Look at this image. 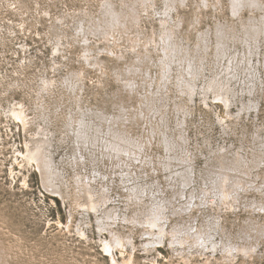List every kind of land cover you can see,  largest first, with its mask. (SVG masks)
<instances>
[{
  "label": "rangeland",
  "instance_id": "obj_1",
  "mask_svg": "<svg viewBox=\"0 0 264 264\" xmlns=\"http://www.w3.org/2000/svg\"><path fill=\"white\" fill-rule=\"evenodd\" d=\"M261 2L264 5V0ZM168 3L171 4V8H168L170 17L166 15ZM263 11L255 9L254 12L260 17L264 15ZM240 14L242 17L234 14L231 0H0V264H116L104 249L101 239L108 233L99 232L98 214L92 209L88 211L79 206L75 207L77 190L73 178H70L74 185L70 189L72 198L67 201L49 192L36 162L31 163L25 157L27 143L31 142L41 127H45L54 132L53 149L56 150V159L59 162L64 158L74 161L73 148L79 146L75 139L77 131L74 133L73 129L85 127L84 123L77 120L87 117L85 120L94 121V125L101 121L106 138L111 129V120L120 115L122 122L133 133L150 132L156 136L152 139L150 151L159 167L157 159L166 152L158 142L162 128L153 132L150 129L151 122L147 123V118L140 111L142 107L149 110L147 96L154 90L157 93L156 78L162 73L159 55L164 54L158 49L159 43H163L160 17L171 19L172 24L177 21V24L171 25L176 31L172 40L180 41L196 50V43L202 33L209 36L211 45L212 40L216 41L219 27L231 30L233 25L241 33L242 21L245 22L246 18L249 22L253 12L249 7H243ZM109 16L115 17V23L122 30L123 34H119L121 39L116 38L118 33H114V29L108 26ZM235 44L240 45L242 50L241 43ZM210 51L211 49L209 53ZM210 54L211 61L214 48ZM254 62L258 68L261 69L262 66L263 70L264 57L262 64L256 57ZM210 66L212 65H207L208 68ZM209 69L214 71L216 67ZM131 70H137V75H133ZM210 70L206 71L209 76L212 74ZM131 77H134L132 90L128 84ZM262 77L264 78V74ZM206 79L198 77V88L193 99L178 92L175 84L169 82L172 88L169 92L171 104L180 95L186 100L188 107L184 109V113H177L174 106L166 108L164 112L167 118L172 119L174 129L177 126V116L187 119L183 126L187 136L191 138V142L186 144H190L192 152H197L193 164L196 168L195 180L198 182L193 187L198 190L202 184L200 176L206 174L204 170L208 167L207 162L218 164L219 153L216 150L221 145H226L230 160H234L232 157L236 156L235 152L240 151L251 164L249 160L254 135H264V96L257 92L239 93L234 97L235 103L232 107L226 109L224 103L214 100L213 93L207 95V98L201 94V87L206 86ZM241 84L237 87L240 88ZM155 96L156 94L154 99ZM243 97L247 103L250 97L258 104L255 109L248 111L249 114L242 109L240 100ZM20 104L23 107H19ZM16 105L19 110H26L25 115L31 121L27 127L12 114L11 109ZM229 110L236 115L241 111L243 119L239 123L233 121L228 117ZM72 116L74 120L71 119ZM218 117H225L232 122L227 128L229 134L225 133ZM153 121L162 122L161 117L157 120L154 117ZM177 139L181 141L178 137ZM80 154L78 149L79 159L82 158ZM207 157L209 161H206ZM149 165L142 163L137 168L138 177L134 182L152 186L156 184V188L161 190L156 192L157 195L162 193L169 199H174L166 181L167 173L161 169L153 175L154 171ZM74 167L72 164L62 167L68 169L67 177L73 176L79 169ZM263 172V164L253 172L252 178L256 184H262ZM132 173L134 175L135 172ZM91 175L94 173L91 172ZM109 187L117 202L115 204H119L117 209L120 213L119 216L114 214L116 223L113 219L110 220L115 224L112 226L130 233L133 224L127 223L122 214L130 215L134 206H130L123 196L125 184L119 174H112ZM241 194V200L237 202L241 204L235 210L230 209L228 204H224L222 208L207 205L205 210L194 207L192 212L195 213V224L201 223L205 214L204 219L213 215L212 218L219 221L217 228L221 232L215 237L219 242L222 237L225 238V234L236 238L246 223L251 221L249 219H254L257 226L262 222L264 225V211L260 207L250 212L245 210L246 201L264 203V192L261 194L251 188L246 192L242 190ZM185 199L187 201L188 194ZM179 201L182 203L185 200L178 199L176 205H179ZM140 207L138 209H144L142 205ZM169 212L170 209L167 213ZM169 215L171 219L167 226L175 224L176 217L171 216V213ZM187 217L177 221L185 223ZM80 226L86 229V235H81L78 229ZM139 226L137 227L140 229L133 228L134 242L137 244L134 256L132 255L134 264H153L152 259L156 260L155 264H264V243L259 246L258 254L252 257L238 254L227 260L222 257L223 253L214 254L210 249L204 254L191 253V256L188 251L192 250L186 248L187 252L179 254L170 249L168 242L147 254L143 249L147 235H143L142 226ZM125 253L124 256L119 249L115 253L120 262L124 257L128 258V252ZM185 253L188 254V259Z\"/></svg>",
  "mask_w": 264,
  "mask_h": 264
},
{
  "label": "bare ground",
  "instance_id": "obj_2",
  "mask_svg": "<svg viewBox=\"0 0 264 264\" xmlns=\"http://www.w3.org/2000/svg\"><path fill=\"white\" fill-rule=\"evenodd\" d=\"M147 1L148 0H143V2ZM170 5L169 3L167 4V17L171 16L168 9L171 8ZM231 7L234 14L240 17H242L240 12L243 7H249L250 11L253 12V15L249 18V22L246 18L245 22L242 21V34L239 33L233 25H231V30L219 27L217 28L218 30L215 37L216 41L213 42L212 40L211 45L209 42L210 40H208L209 36L202 33L196 43V50H194V48H189L180 41L172 40L176 35V31L171 25L177 24V21L172 24L171 19L168 20L167 17H160L159 19L162 25L161 36L163 43H159L158 49L164 54H162L163 56H161V54L159 55L162 61V73L156 78L157 93H155L154 90L147 96L146 103L147 107H150L149 110L146 111L145 108L142 107L140 111V114L144 115V118H147V123L151 122L150 129H152L153 132H156V130L158 131L160 127L162 128L160 130L158 142L162 146L161 149L166 152L165 154H160L159 159H157L159 167L156 166V158L150 151L153 144L152 139L156 136L151 135L150 132L148 134L133 133L132 130H129L127 128L128 126L122 122L120 115L115 116L111 120V129L106 138L103 135L105 128H102L101 121L95 123L97 125H94V121L85 120L87 117L85 119H78L77 121L81 124L84 123L85 127L73 129L74 133L77 131L75 139L77 140L76 144L79 146L77 147L76 145V147L74 146L75 148H73V153L75 155L74 161L64 158L59 162L56 159V150L53 149L55 145L53 144L54 132L49 131L45 127H41L31 142L27 143L28 148L25 157L29 162H36L37 168L42 175L43 183L49 192L67 201L69 198H72V191L70 189L73 188L74 185L70 178H73L77 190L75 207L79 206L88 211L92 209L98 214L97 228L99 232L103 233L106 231V233L109 234V236L107 234L105 238L102 237L103 239H101L104 249L111 255L110 257L116 264H134L132 255L134 256L133 252L137 249V244L134 242L133 228L139 225L142 226L143 235H147L143 244V249L147 254L150 251L156 250L160 245H166L168 242L170 249L172 248L179 254L187 252L186 248L192 250V252H188L193 255L195 252L204 254L206 250L210 249L214 254L217 252L223 253L222 257L227 260L235 258L238 254L252 257L258 254L257 250L259 246L264 243L263 222L257 226L253 221L254 219H249L251 221L246 223L245 228L243 230L241 229L242 232H240L236 238L231 234H225V238L223 239L222 237V240L219 242L215 240L216 235L221 232L219 231V227L217 228L218 220H214V216L211 214V216L208 215V217L204 219L205 214L202 222L200 221L201 223L196 225L195 213H193L194 207L205 210L207 205L208 207L216 205L217 208H222L224 204H228L230 209L235 210V208H238L241 204L237 202L241 200L240 196L242 195V190L246 192L251 188H255L256 192L259 191L261 194L264 192V172L263 175H261L263 185L259 183L256 184L253 179V172L262 164L264 165V135H258V133L254 135L253 146L251 145L252 153H250L251 158L249 160L250 163L252 162L251 164L248 163V160L240 151L235 152L236 156L232 157L234 160H230L231 158L227 157L229 151L226 145H221L219 149L225 152L222 153L219 149L216 150V152L219 153L217 156L218 164L207 162L208 167L204 170L207 175L204 173L205 175L200 176L202 184L199 186L198 183L199 188L201 187V189L198 190V188L193 187L195 186L194 184L198 182L195 180L196 168L193 164V161H195L197 157V152H192L190 144H186V142H191V138L189 135L187 136L185 126H183L187 123V119L177 116V126L176 129H174L172 128V119L167 118L164 114L165 109L171 106L176 107L177 113H180V111L184 113V109L188 107L186 100L184 101L183 96L180 95H178L177 99L171 104L170 99L172 98H170L169 92L172 88H170L169 82L175 84L178 92L186 94L193 99V95L198 88V77L207 78L205 81L206 86L201 87V94L207 98V95L213 93L214 100L224 103L225 107H227L226 109L232 107L235 103L234 97L236 98L239 93L254 94L257 92L264 96V78L262 77V74H264V65L262 70V66L260 69L254 62V57H256L259 63L262 64L261 62L264 57V15L258 17L254 12L255 9L264 10V5L261 0H231ZM114 19L115 17H108V26L114 29V33H118L116 38L121 39L119 34L120 32L123 34V32L115 23ZM237 42L243 45L242 50L240 49V45L235 44ZM213 44H215L214 47ZM213 48L214 57L212 56L210 61L209 57ZM209 49H211L210 53ZM194 51L196 53L195 55ZM208 64L212 65L210 66L212 69L215 67L216 69L214 71L210 70V67H207ZM174 65H176V67H174ZM208 70L212 72L210 76L206 73ZM131 73L136 76L138 71L131 70ZM175 78L177 79L176 82L174 81ZM132 80H134V77H131L130 81H128L131 90L133 89ZM150 81H153V77L150 78ZM239 84H241L240 88L237 87ZM149 85H151V83ZM154 94H156L155 99ZM211 97L212 96H210V98ZM155 100H157V102H155ZM249 101L247 103L244 97L240 100L243 105L242 109H244L247 114H249V110L255 109L257 104H255L256 100L250 97ZM19 107H23V104H20ZM11 111L18 120L22 121L24 126L27 127L28 124L31 123L27 115H25L26 110L25 112L23 109L19 110L16 105ZM228 112V117L233 119V121L236 120L237 123H239L240 119H243L241 111L240 114L237 115L233 113L232 110ZM154 117H156V120L161 117L162 122L157 123L153 121ZM71 119L74 120V117L72 116ZM218 120L224 127L225 133L229 134L227 128L231 121L225 117H218ZM235 134L237 135L238 133L236 132ZM177 137L181 141H179ZM68 141L70 143V140ZM243 147H240V149H243ZM78 149L82 154H80L82 156L80 159L78 158ZM248 149L250 150V148ZM67 153L66 151V154ZM70 154L72 155V152ZM206 161H209L208 157ZM108 163L110 165L107 166ZM142 163L145 165L148 163L150 164L149 166H151L154 171L153 175L161 169L163 172L167 173L165 175H168L166 181H168V186H170L173 192L174 199H176V196L178 197L176 200L169 199L168 196L162 193L157 195L156 192L161 190L156 188L158 186H156V184L152 186L147 183L134 182L136 177H138L139 169L137 170V168H140ZM65 164H72L73 167L76 165V168H74L76 170L77 168L79 169L73 173V176L67 177L66 174L68 173V169L62 168ZM212 167L217 168L214 169ZM91 172L94 173V175H91ZM132 172H135L134 175ZM113 173L115 176L116 174L121 176L125 184V190H123L125 193L123 196L128 200L127 202L130 206H134L130 215L121 213L122 216L124 215V220H126L127 223L133 224V227L130 228V233L114 228L113 226L115 224H112L110 221L113 219V222L116 223L117 219L114 217V214L120 215L117 209L119 204H115L117 202L113 199L109 187ZM141 173L142 172H140V174ZM129 182H132V184H129ZM100 186L101 189H99ZM190 186L193 188L187 189ZM187 194L188 199L186 201L185 198H187ZM149 196L152 197L150 200ZM172 197L170 196V198ZM178 199H184L186 202L184 201L182 204L179 201V205H176ZM141 205L144 209H140ZM202 206L204 207L202 208ZM138 207L140 208L138 209ZM257 207H260L264 211L263 202L253 200L252 202L246 201L245 203L246 211H254L258 209ZM169 209L170 212L167 213ZM170 213L171 216L174 215L176 217L174 218L175 224L167 226L171 219ZM101 214L102 216H100ZM71 216H73V212H71ZM186 216H188L187 222L183 223L182 221H177V219H184ZM123 226L125 225L123 224ZM78 229L81 235H86L85 228H81L80 226ZM137 229L140 228L137 227ZM118 249L124 256L126 255L125 252L129 254V256H127L128 258L124 257L122 262L117 259L115 254ZM185 256L188 259V254L185 253ZM207 260L209 261V259ZM151 261L153 264L156 263L155 259Z\"/></svg>",
  "mask_w": 264,
  "mask_h": 264
}]
</instances>
